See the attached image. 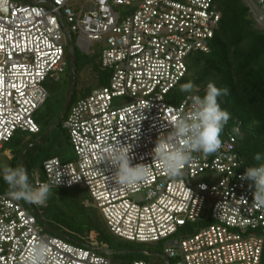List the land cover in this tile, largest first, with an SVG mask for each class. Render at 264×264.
<instances>
[{"label": "built area", "instance_id": "1", "mask_svg": "<svg viewBox=\"0 0 264 264\" xmlns=\"http://www.w3.org/2000/svg\"><path fill=\"white\" fill-rule=\"evenodd\" d=\"M243 1L264 26V0ZM219 13L213 0H0V153L16 132L39 133L33 115L48 97L44 82L56 81L66 64L67 29L80 51L99 48L107 82L66 110L73 159H44L31 184L87 190L85 205L113 236L158 244L161 255L144 253L163 264H261L264 207L241 179L248 166L235 149L238 128L232 133L227 122L219 151L193 153L175 177L153 156L160 137L172 143V126L200 96L178 98L175 90L189 55L210 52ZM118 143L130 147L133 165H150L145 180L116 184L102 159ZM29 204L0 192V264H29L38 245L46 248L43 264H111L105 241L88 230H53L34 209L42 205Z\"/></svg>", "mask_w": 264, "mask_h": 264}, {"label": "trees", "instance_id": "2", "mask_svg": "<svg viewBox=\"0 0 264 264\" xmlns=\"http://www.w3.org/2000/svg\"><path fill=\"white\" fill-rule=\"evenodd\" d=\"M213 1L221 15L215 35L209 43L210 52L206 54L194 52L189 55L187 72L177 85L175 93L178 98H183L187 94H198L203 97L209 81L214 82L219 88H228L229 95L218 98L221 107L231 114L228 130L233 133L235 128H238V132H234L236 152L245 166H255L264 163V159L257 162L253 158L256 153L264 157V29L256 27L255 20L243 0ZM72 42L74 43V36ZM72 50L76 71L78 65L82 68L85 64H89L90 71L99 74L101 65L98 50L91 53V61L79 57L76 46ZM65 53H67L66 45ZM104 75L107 76V73L104 72ZM94 80L96 87L106 84V80H102L99 76ZM189 81L195 85L193 91L181 92V85ZM89 88L83 87L77 98H73L72 95L70 103L87 95L92 90ZM15 157L17 155L8 159L13 160ZM23 167L25 168L24 160ZM0 192H8V185L3 180L2 172H0ZM70 197L72 198L66 191H57L51 192L47 200L50 201V205L57 208ZM85 202L81 198L73 199L77 210L75 218L77 229L83 228L94 233L96 238L107 241L110 233L102 219L100 220L99 212L85 205ZM261 264H264V253Z\"/></svg>", "mask_w": 264, "mask_h": 264}, {"label": "clouds", "instance_id": "3", "mask_svg": "<svg viewBox=\"0 0 264 264\" xmlns=\"http://www.w3.org/2000/svg\"><path fill=\"white\" fill-rule=\"evenodd\" d=\"M194 88L195 85L189 81L181 85L180 91L191 93ZM227 95L228 88H219L214 82L209 81L203 97H192L190 114L177 119L172 126V131L168 135L172 138V143L162 140L161 137L157 141L153 150L154 160L160 162L161 169L168 176L179 175L193 153L211 155L222 147L221 133L231 119V114L221 107L218 98ZM130 151L129 146H121L118 143L108 148L102 159L114 168L113 179L117 185H136L151 174L150 165L131 163ZM253 158L257 162L264 159L260 153H256ZM0 172L8 185V195L12 199L43 205L51 194V186L47 183L33 186L23 166L12 168L4 165ZM241 179L252 182L253 203L264 207V163L248 167ZM45 252V246L38 245L33 250L29 264H43Z\"/></svg>", "mask_w": 264, "mask_h": 264}, {"label": "rangeland", "instance_id": "4", "mask_svg": "<svg viewBox=\"0 0 264 264\" xmlns=\"http://www.w3.org/2000/svg\"><path fill=\"white\" fill-rule=\"evenodd\" d=\"M256 27L264 29V26L256 24ZM72 38V36H71ZM67 47L66 40L63 41ZM72 49L75 46L71 43ZM77 53L82 59L89 61L91 53H85L80 51L77 47ZM93 51H99L98 47H92ZM100 54V53H99ZM65 53V66L62 72L58 73V79L54 81L51 77H48L44 82V86L48 92V97L43 106H41L33 115L35 122L39 125L40 131L37 134L28 132H16L13 139L4 143L3 153H0V168L4 165L15 168L21 166L19 161V154L21 150L26 147L29 143L34 142L24 154L23 160L25 161V169L29 176V182L33 181V171L40 169L41 162L46 157L57 156L61 160L70 161L74 157L72 147L67 138V131L63 128L62 122L65 118V114L60 122H58V114L65 101L66 95L70 85V67L69 60L66 58ZM91 61V60H90ZM76 71V70H75ZM96 71H90V65L85 64L82 68L78 65L76 71V87L73 93V98H77L80 95V90L84 87L94 89L96 87L95 78L100 77L102 80H106L107 76H103L104 72L101 69L97 73ZM107 73V72H105ZM66 113V112H65ZM59 124V125H58ZM48 129L49 134L37 141ZM8 155H17L13 160L8 159ZM66 191L70 197L63 205H58V209L53 205H50V201H46L42 206H35V211L43 222L53 230H59V226H63L69 231L81 232L84 229H77L76 227V215L77 210L73 199H83L84 201H90V195L85 189H79L77 187L69 189H51V192ZM59 214V216L57 215ZM100 220L102 217H99ZM103 221V219H102ZM104 222V221H103ZM110 233V232H109ZM108 248L112 251L111 264H128L132 260H153L157 263L163 264L161 258L155 254H146L141 251H152L157 254H162L161 247L153 242L136 243L123 240L119 237L109 234L107 241H105ZM170 264H176V260L170 259Z\"/></svg>", "mask_w": 264, "mask_h": 264}, {"label": "water", "instance_id": "5", "mask_svg": "<svg viewBox=\"0 0 264 264\" xmlns=\"http://www.w3.org/2000/svg\"><path fill=\"white\" fill-rule=\"evenodd\" d=\"M58 15V18L60 19V13H57ZM64 34H65V38H66V42H67V45H68V50H67V57H68V60H69V67H70V85H69V90H68V93L66 95V98H65V101L62 105V108L57 116V118L59 119L58 122H60L70 104V101H71V98H72V95L74 93V90H75V87H76V71H75V59H74V54H73V50H72V38H71V34L70 32L67 30V29H64ZM49 131L50 129H48L41 137L38 138L37 141H41V139L43 137H45L47 134H49ZM35 143L34 142H31L29 143L26 147H24L20 154H19V161H20V164L21 166H23V156L25 154V152L27 151V149L33 145ZM24 202L28 205V207L31 209V205L29 204V202L25 201ZM40 220V219H39ZM41 222V221H40ZM45 229L47 231H51L49 228L45 227ZM141 252H145V251H141Z\"/></svg>", "mask_w": 264, "mask_h": 264}]
</instances>
